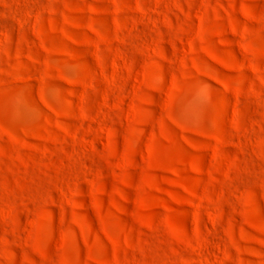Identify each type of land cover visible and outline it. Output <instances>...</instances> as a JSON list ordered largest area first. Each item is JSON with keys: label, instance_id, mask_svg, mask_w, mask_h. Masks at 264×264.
Wrapping results in <instances>:
<instances>
[{"label": "rangeland", "instance_id": "1", "mask_svg": "<svg viewBox=\"0 0 264 264\" xmlns=\"http://www.w3.org/2000/svg\"><path fill=\"white\" fill-rule=\"evenodd\" d=\"M0 264H264V0H0Z\"/></svg>", "mask_w": 264, "mask_h": 264}]
</instances>
